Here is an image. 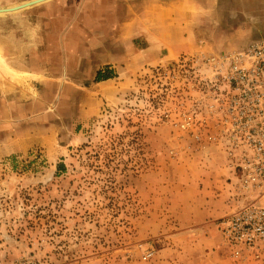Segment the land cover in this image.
Returning a JSON list of instances; mask_svg holds the SVG:
<instances>
[{"label":"rangeland","instance_id":"1","mask_svg":"<svg viewBox=\"0 0 264 264\" xmlns=\"http://www.w3.org/2000/svg\"><path fill=\"white\" fill-rule=\"evenodd\" d=\"M101 2L105 7L111 4L110 0H0V62L7 55L3 45H8L23 59L26 78L37 75L33 90H39L44 80L38 71H45V78L55 77L60 85L68 81L65 73L85 80L90 68L77 61L68 66L63 51L42 48L73 43L67 34L79 23L73 24L72 18L81 8L97 16L108 14L99 7ZM119 3L122 10L116 17L122 25L136 19L160 30L168 22L188 36L190 51L173 57L169 43H163L160 55H170L139 68L120 100L103 102L97 115L73 130L71 140H60L54 149L32 147L0 157V264L211 262L194 256L193 246L185 248L188 257L177 252L183 250L175 238L178 213L168 207L180 191L186 190L184 198H193L189 185L198 168L207 169L211 160L221 163V170L226 167L215 150L197 152L191 139L165 120L164 112L180 98L176 64L181 57H221L264 38L257 34L264 29V0H115ZM50 30L57 34L50 37ZM85 41L78 38V44ZM144 46L136 42L137 49ZM50 55L60 61L50 65ZM38 58H45L46 66H40ZM172 68L174 77L164 79L162 71ZM2 73L0 68V77ZM4 96L0 92V98ZM226 172L229 213L235 200ZM222 250L224 264H235L224 246Z\"/></svg>","mask_w":264,"mask_h":264},{"label":"crops","instance_id":"2","mask_svg":"<svg viewBox=\"0 0 264 264\" xmlns=\"http://www.w3.org/2000/svg\"><path fill=\"white\" fill-rule=\"evenodd\" d=\"M110 1L111 4L106 7L103 2L99 6L102 10H109L108 14L95 16L96 13L88 12V9L83 12L81 8L72 18L73 24L79 23L67 34L70 41L73 36V43L61 44L59 48L54 44L42 48L63 51V61L68 66L73 65L72 61H77L79 65L90 68V71L86 72V79L89 80L73 79L65 73V79L68 78V81L60 85V82H54L55 77L45 78V71L37 70L39 75L42 73L44 80H39V90H33V82L38 81L36 73L35 78H26L27 70L24 69L23 59L19 54H14L8 45H3L7 55L0 62L3 72V77H0L3 87H0V92L5 95L0 98V157L23 153L32 147L54 149L61 144L60 140H71L73 130L97 115L103 102L120 100L126 89L133 85L132 77L139 68L155 65L170 53V56L175 57L190 51L188 36L186 37L177 26L171 27L167 22L162 29L154 30L143 22H134L136 19L126 26L122 25L120 17H116L120 16L121 4H115V0ZM82 6L84 7V4ZM146 8L148 11L153 9L150 5ZM93 24H96L98 29L96 34ZM51 33L57 34L50 30V37ZM257 34H264V29ZM78 38L88 41L78 44ZM136 42L137 45L145 43V46L139 50L136 48ZM165 42L169 43L170 53L161 56V45ZM52 57L49 56L50 65L60 61ZM38 60L40 66H46L45 58ZM48 74L51 75V72ZM98 74L103 78L100 81L95 80ZM215 152L218 153L223 167L226 164L225 157L219 151ZM218 163L211 160L207 169L198 168L192 185H189L193 190L192 199L184 198L183 192L186 190H183L175 199H171L172 205L170 203L168 207L170 211H174V215L178 213L179 221L174 224L177 227L175 238L183 250L177 249V252L188 257L185 248L193 246V255L196 253L201 259H211L208 264L226 263L221 255L223 246L219 233L211 224L212 220L228 213L224 190V172H227L225 167V170H221V163ZM168 244H171L170 238Z\"/></svg>","mask_w":264,"mask_h":264},{"label":"built area","instance_id":"3","mask_svg":"<svg viewBox=\"0 0 264 264\" xmlns=\"http://www.w3.org/2000/svg\"><path fill=\"white\" fill-rule=\"evenodd\" d=\"M176 66L180 98L164 118L200 154L225 157L235 208L214 224L233 263L264 264V39L221 57L185 55Z\"/></svg>","mask_w":264,"mask_h":264},{"label":"trees","instance_id":"4","mask_svg":"<svg viewBox=\"0 0 264 264\" xmlns=\"http://www.w3.org/2000/svg\"><path fill=\"white\" fill-rule=\"evenodd\" d=\"M101 79H103V78H101V76L98 74L97 76H96V81H100Z\"/></svg>","mask_w":264,"mask_h":264},{"label":"flooded vegetation","instance_id":"5","mask_svg":"<svg viewBox=\"0 0 264 264\" xmlns=\"http://www.w3.org/2000/svg\"><path fill=\"white\" fill-rule=\"evenodd\" d=\"M96 16V15H95ZM96 18V17H95ZM95 22V21H94ZM94 22H92V21H90V23H94ZM262 39H264V38H262ZM260 40V39H259Z\"/></svg>","mask_w":264,"mask_h":264}]
</instances>
